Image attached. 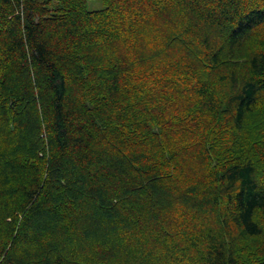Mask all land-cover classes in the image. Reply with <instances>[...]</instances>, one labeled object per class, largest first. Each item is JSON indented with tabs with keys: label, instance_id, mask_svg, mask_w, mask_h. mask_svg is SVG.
<instances>
[{
	"label": "trees",
	"instance_id": "obj_1",
	"mask_svg": "<svg viewBox=\"0 0 264 264\" xmlns=\"http://www.w3.org/2000/svg\"><path fill=\"white\" fill-rule=\"evenodd\" d=\"M101 1L0 0V264H264V0Z\"/></svg>",
	"mask_w": 264,
	"mask_h": 264
},
{
	"label": "rangeland",
	"instance_id": "obj_2",
	"mask_svg": "<svg viewBox=\"0 0 264 264\" xmlns=\"http://www.w3.org/2000/svg\"><path fill=\"white\" fill-rule=\"evenodd\" d=\"M103 7L104 6H103V3H102L101 0H89L88 5H87V8L89 10H97V9H101ZM160 14H161L160 16H162L164 14V12H162ZM154 25H155L156 28H160V26L163 27V19H162L161 23H160V21H155ZM149 26L151 27V29H153L152 21H151ZM261 242L263 243L264 240H261Z\"/></svg>",
	"mask_w": 264,
	"mask_h": 264
}]
</instances>
